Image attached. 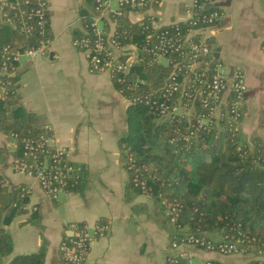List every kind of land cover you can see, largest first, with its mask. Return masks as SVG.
Returning <instances> with one entry per match:
<instances>
[{"label": "crops", "instance_id": "0c3cea01", "mask_svg": "<svg viewBox=\"0 0 264 264\" xmlns=\"http://www.w3.org/2000/svg\"><path fill=\"white\" fill-rule=\"evenodd\" d=\"M49 2V50L21 61L25 66L16 99L42 118L50 142L66 148L68 159L82 166L81 176L75 186L50 195L36 177L13 169L15 139L0 131V175L11 189L22 183L29 190L28 211L5 224L12 251L0 264L12 256L38 251L44 241L42 264H56L59 241L71 234V223L92 225L100 219L108 221L110 229L93 241L86 264H164L167 256L179 249L187 251V264H194L193 259L197 264L207 260L246 263L242 252L221 253L189 243L171 247L175 229L162 200L128 187L121 142L127 130L128 100L106 71L89 69L86 52L71 42L73 28L81 31L82 17L97 14L93 0ZM215 4L222 12L218 22L193 33L209 41L228 72L229 82L232 69L242 68L247 88L240 134L246 141L254 134L264 141V0H216ZM192 9L193 0H159L151 8L125 14L132 21L152 14L158 26L185 22ZM112 18H102L109 32L114 29ZM131 47L125 45V52L133 51ZM32 210L35 218L28 220ZM207 233L213 238L220 236L218 231Z\"/></svg>", "mask_w": 264, "mask_h": 264}, {"label": "trees", "instance_id": "16d2710c", "mask_svg": "<svg viewBox=\"0 0 264 264\" xmlns=\"http://www.w3.org/2000/svg\"><path fill=\"white\" fill-rule=\"evenodd\" d=\"M214 8L221 11L218 6ZM198 23L192 25L188 19L185 22H174L153 27L150 18L145 15L139 21H132L126 14L116 16L114 35L122 44L132 43L136 47V56L130 70L118 72L113 78V84L125 97H136V103H129L126 109V133L121 137L123 144L124 166L127 168L128 155L134 158L142 177L149 185V194L178 206V214L174 226L176 235L184 227L206 239H229L238 242L241 251H247L255 246L264 249V141L254 134L246 141L240 134V126L235 128L234 121L220 117L211 118L208 123L196 128L200 114H207L210 106L215 104L214 96L208 89H191L190 82L194 74L189 73L185 89H191L190 97L182 98L191 106L189 114L185 112L165 113L176 103L179 91L168 94L165 92L171 75L180 78L185 75L182 65V55L188 50V41L182 38L176 49H167L162 53L150 51L156 42V32L162 28L169 31L176 29L185 34L189 28L202 27V14L209 8L194 7ZM49 17V11H48ZM49 21L46 35L51 37ZM82 34L73 28V36ZM201 37L200 33L193 39ZM209 44V41L205 39ZM35 35H24L7 23L0 22V49L5 43L35 44ZM160 57H163V62ZM211 55L200 57L201 62L195 68V73L203 72ZM25 64L18 62L14 73L4 75L9 80L7 93L0 95V131L7 135L15 134V158L22 155L25 137H40L45 132L42 118L33 111H28L16 99L21 74ZM118 76L121 79L118 80ZM149 96L155 102H144ZM236 98L235 92L225 95L222 108H231ZM168 107L162 111L161 104ZM237 106V105H236ZM238 108V107H237ZM237 119L240 120L243 108H238ZM42 125V126H41ZM194 133L188 135V132ZM73 163V162H71ZM74 164V163H73ZM73 177L68 178L66 188L76 185L80 178L82 166ZM128 170V169H127ZM128 187L141 192L133 184L131 170H128ZM29 190L22 183L12 189L0 175V261L12 251V239L5 224L19 214L28 211ZM28 220L35 218L34 210ZM218 231L219 238L209 236L207 232ZM44 250L39 249L29 254L12 256L6 264H42ZM217 264L222 261L215 260ZM164 264H167L164 263ZM175 264H187L178 259ZM239 264H262L259 260H250Z\"/></svg>", "mask_w": 264, "mask_h": 264}, {"label": "built area", "instance_id": "2783aa9c", "mask_svg": "<svg viewBox=\"0 0 264 264\" xmlns=\"http://www.w3.org/2000/svg\"><path fill=\"white\" fill-rule=\"evenodd\" d=\"M159 0H93V6L98 15L83 16L81 19L82 34L73 36L71 38L72 45L86 51L88 53L89 66L95 70H106L113 79L118 72L125 73L130 70L131 63L136 56V47L132 43L121 44L113 32H109L104 25H99L98 21L102 20L104 16H111L112 14L120 16L132 9L146 10L152 7L153 4ZM216 0H193L192 15L189 18L192 25L198 23L196 11L197 6L200 9L209 8L202 14V22L206 27L214 25L221 18L222 12L214 8ZM112 3L115 7H112ZM49 0H0V22L7 23L14 26L19 33L30 36L36 34V43L30 46L23 44L5 43L0 49V95L7 93L9 80H6L4 75L14 73L16 63L20 62L21 56L26 60L31 59L40 54H46L49 50L51 37L46 35V28L49 21ZM150 24L153 27L155 23L154 16L148 14ZM113 19L115 27V19ZM103 22V20H102ZM202 27H191L182 34L180 30L176 29L169 31L168 28H162L156 32V42L150 47V51H158L162 53L167 49H176L180 43L178 41L185 38L188 41V50L183 52L182 65L185 75L182 78L171 75L167 83L165 92L170 94L173 91H179L176 103H174L167 112H185L190 113L191 106L187 103V107L182 106V98L190 97L192 95L191 89L194 85H198L195 90L202 88L208 89L215 98V104L211 105L210 111L207 114H200L196 120V128L211 121V118L217 120L220 117H225L232 122L234 121L235 128L240 126L237 115L238 108L244 97L246 82L244 79V72L241 67H236L232 72V79L229 82L225 72L223 71V63L214 54L210 44L201 36L198 39H193L194 30ZM132 45L134 50L125 52V45ZM264 48V42H263ZM120 50V51H119ZM125 52V53H122ZM211 55L206 62L205 69L207 76L203 72L195 73V68L200 64L202 56ZM194 74V78L189 83L191 89L186 88L188 74ZM121 79L118 76V80ZM226 90L235 92L236 98L231 108L220 107L221 103L225 101ZM120 92V91H119ZM121 93V92H120ZM122 94V93H121ZM125 97V96H124ZM128 103H136V97H125ZM144 102L154 103L149 96L144 97ZM237 105V106H236ZM168 106L161 104V109L164 111ZM238 107V108H237ZM40 137H25L22 148V155L13 160V169L22 171L29 175L36 177L40 186L49 194L56 195V193L65 189L68 178L73 177L79 166L74 165L68 159L66 151L63 147L57 146L50 142L49 136L46 132ZM194 133V130L188 132V135ZM11 137L16 139L15 134ZM127 169L133 173L132 181L142 193L149 194V185L142 177L139 168L135 165L134 158L131 154L128 155ZM166 205V217L170 223H174L177 214L178 206L176 204L168 203L162 200ZM109 229V222L105 220H97L90 225L85 222H72L71 234L65 235L59 242V258L56 264H86V256L90 250L92 242L97 238L106 235ZM180 242L193 243L196 246L206 249L217 250L221 253H235L241 251V246L238 242L229 239H206L202 236L196 235L192 232H186L184 235L172 234L171 244L176 246ZM244 244L242 246H246ZM185 255L180 252L176 255H168L165 259L167 264H175L178 259H182ZM185 261V260H184ZM188 261H186L187 263ZM205 264H217L215 260H207ZM225 264V263H223Z\"/></svg>", "mask_w": 264, "mask_h": 264}, {"label": "rangeland", "instance_id": "374dc122", "mask_svg": "<svg viewBox=\"0 0 264 264\" xmlns=\"http://www.w3.org/2000/svg\"><path fill=\"white\" fill-rule=\"evenodd\" d=\"M112 7H115V4L114 3H112ZM151 8V7H150ZM132 11H135V10H132ZM95 12H97V14L96 15H98V11H96L95 10ZM130 12V11H129ZM128 12V13H129ZM136 12H138V11H136ZM98 23H99V25L101 26V25H103V22H102V20H100V21H98ZM75 47V46H74ZM75 48H77V47H75ZM77 49H79V48H77ZM81 50V49H80ZM81 51H83V50H81ZM84 52H86V51H84ZM86 54H87V58H88V53L86 52ZM129 54H131V52H129ZM160 59H162V60H165L163 57H160ZM21 61H23V60H26V58L24 57V56H21V59H20ZM88 65H89V59H88ZM236 67H240V66H236ZM236 67H234V68H236ZM233 68V69H234ZM89 69L91 70V71H106V70H95V69H91L90 68V66H89ZM222 69H223V71L225 72V74H226V77H227V79H228V72H226L225 71V68L224 67H222ZM233 69H232V71H231V79H232V72H233ZM107 73H108V71H106ZM109 74V73H108ZM110 75V74H109ZM110 79H111V81H112V83H113V79L111 78V76H110ZM247 88V87H246ZM119 91V90H118ZM245 92H246V89H245ZM244 95H245V93H244ZM244 98H245V96L243 97V99H242V101H241V103H240V105H241V107L244 109V107H243V105H242V103H243V101H244ZM243 115V114H242ZM242 119V118H241ZM241 119L239 120V124H241ZM252 136V135H251ZM251 136L248 138V140H251ZM57 146H60V147H63L64 149H65V151H66V154H67V150H66V148L64 147V146H61V145H57ZM15 159V158H14ZM125 159L123 158V161H124ZM127 169V168H126ZM142 193V192H141ZM145 194H147V193H145ZM51 195V194H50ZM164 204V203H163ZM164 206H165V211H166V205L164 204ZM75 222H79V221H75ZM86 223V222H85ZM89 224V223H88ZM94 224V223H93ZM91 225V224H90ZM109 229H110V223H109ZM109 229H108V231H109ZM107 231V232H108ZM107 234V233H106ZM45 242V241H44ZM42 243V245L40 246V249H42V246L43 245H45V243ZM60 242V241H59ZM93 243V242H92ZM180 243H189V242H180ZM189 244H193V243H189ZM170 245H171V247L172 248H178V246H179V243L176 245V246H172V244H171V241H170ZM193 245H195V244H193ZM245 247H249V249L247 250V251H238V252H235V253H239V252H242V253H244V255H246L247 256V260L248 261H250V260H258V259H260V261H261V263L262 264H264V249H258V248H256L255 246H245ZM91 248V247H90ZM90 251V250H89ZM180 252H184L185 253V255L182 257V259L183 260H185V261H189V256H188V253H187V251L186 250H178V252H176L175 254H170V255H176V254H178V253H180ZM89 253V252H88ZM247 253V254H246ZM88 255V254H87ZM87 257V256H86ZM59 258V257H58ZM250 259V260H249ZM247 260L245 261V262H247ZM58 261V260H57ZM197 259H193V262H194V264H197ZM259 261V260H258ZM223 263V262H222ZM225 263V262H224ZM203 264H205V263H203ZM225 264H228V263H225Z\"/></svg>", "mask_w": 264, "mask_h": 264}]
</instances>
